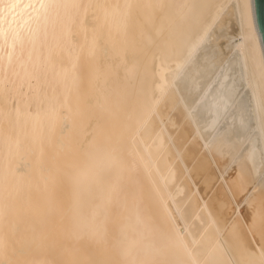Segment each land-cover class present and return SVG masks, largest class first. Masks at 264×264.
<instances>
[{
  "label": "bare ground",
  "instance_id": "obj_1",
  "mask_svg": "<svg viewBox=\"0 0 264 264\" xmlns=\"http://www.w3.org/2000/svg\"><path fill=\"white\" fill-rule=\"evenodd\" d=\"M0 264H264L251 0H0Z\"/></svg>",
  "mask_w": 264,
  "mask_h": 264
},
{
  "label": "water",
  "instance_id": "obj_2",
  "mask_svg": "<svg viewBox=\"0 0 264 264\" xmlns=\"http://www.w3.org/2000/svg\"><path fill=\"white\" fill-rule=\"evenodd\" d=\"M253 20L264 54V0H251Z\"/></svg>",
  "mask_w": 264,
  "mask_h": 264
}]
</instances>
